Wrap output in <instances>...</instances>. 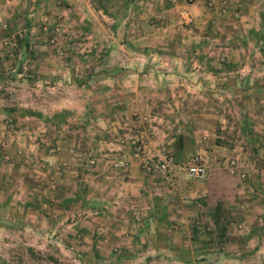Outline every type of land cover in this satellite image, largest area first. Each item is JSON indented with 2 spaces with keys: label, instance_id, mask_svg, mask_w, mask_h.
<instances>
[{
  "label": "rangeland",
  "instance_id": "374dc122",
  "mask_svg": "<svg viewBox=\"0 0 264 264\" xmlns=\"http://www.w3.org/2000/svg\"><path fill=\"white\" fill-rule=\"evenodd\" d=\"M249 1L0 0V264L264 242V0ZM161 153L177 167L152 171ZM194 157L203 181L178 168Z\"/></svg>",
  "mask_w": 264,
  "mask_h": 264
},
{
  "label": "crops",
  "instance_id": "0c3cea01",
  "mask_svg": "<svg viewBox=\"0 0 264 264\" xmlns=\"http://www.w3.org/2000/svg\"><path fill=\"white\" fill-rule=\"evenodd\" d=\"M249 1V0H248ZM237 0H219L220 6H227L231 4L230 7H234V5H237ZM239 3V2H238ZM248 5L251 6L253 5V3H251L250 1L247 4H244V8H248ZM237 6H241L240 3ZM224 8V7H222ZM133 166V167H132ZM131 169H129V172L132 171V175L129 176V179L127 180L129 182V184L134 183L136 181H134L133 179L136 178V165L131 164ZM138 173V172H137ZM135 177V178H134ZM172 182H174V180H172ZM155 208V206H154ZM159 210H163L160 209V207H156L155 209H153L152 211V229L150 230L149 225L147 224L146 226H143L147 229V231L150 233L152 231V233L156 234L158 233V235L160 234L162 228V224L163 222L160 220V217H163L161 211ZM183 212H186L185 210L182 209ZM159 212V213H158ZM166 212V211H165ZM171 212V215L175 216L176 218H178L177 220H180L183 216L186 218V214L187 213H183L182 215H179L177 209H176V214L175 211H169ZM178 213V214H177ZM154 216H159L158 219H154ZM169 217V216H168ZM157 223V226H154V224ZM140 230V229H139ZM168 232H170V230H168ZM147 233V232H146ZM143 245H139L138 243L136 244H131V247L134 250L135 253V258H131L133 259L132 262L134 263H139L141 262V258L139 257V254H143V252H145L147 258H146V262L148 264H160L161 260V254L160 252L164 251L163 255L165 256L166 254L168 256H170V254L172 255L170 258H164L163 261L166 260H170L168 261L170 264L174 263V264H264V242L257 241L255 242V244L250 243V241L241 243V242H226V243H221L218 246L215 245V248L207 243H199L197 244L196 242H191L190 244H187L186 248L185 247H179L177 244L173 243V242H166L163 245H161L160 243H157L156 241L152 242V243H143ZM114 245V249L116 248H120L121 250H126L127 248H129V246H125L123 245ZM92 248L94 250L98 249L97 246V242L94 243V245L92 246ZM138 249L141 251V253H137ZM201 250V251H198ZM181 251H188L187 255L188 257H185L183 260H181L180 257H178V254ZM156 253V256L154 255ZM172 261V262H171ZM144 261H142L143 264ZM123 264H127L126 260L123 259ZM131 264V261H130Z\"/></svg>",
  "mask_w": 264,
  "mask_h": 264
},
{
  "label": "built area",
  "instance_id": "2783aa9c",
  "mask_svg": "<svg viewBox=\"0 0 264 264\" xmlns=\"http://www.w3.org/2000/svg\"><path fill=\"white\" fill-rule=\"evenodd\" d=\"M175 167L177 166L174 164L172 156L167 153H161V155L157 157L156 163L152 164V171L165 173L170 172ZM178 168L184 170L187 178L191 181H203L208 176L207 167L201 163L199 157H194L190 161L182 163ZM150 169L151 168H148V170ZM242 177H244V175H242Z\"/></svg>",
  "mask_w": 264,
  "mask_h": 264
},
{
  "label": "trees",
  "instance_id": "16d2710c",
  "mask_svg": "<svg viewBox=\"0 0 264 264\" xmlns=\"http://www.w3.org/2000/svg\"><path fill=\"white\" fill-rule=\"evenodd\" d=\"M22 42H24V45H25V50H24V54H26L28 51H26L27 50V48H28V42L27 41H22Z\"/></svg>",
  "mask_w": 264,
  "mask_h": 264
}]
</instances>
